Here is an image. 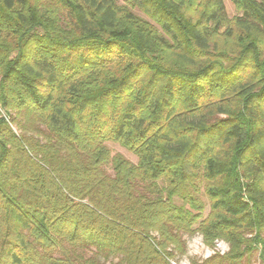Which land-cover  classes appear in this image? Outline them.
Here are the masks:
<instances>
[{"label":"trees","instance_id":"1","mask_svg":"<svg viewBox=\"0 0 264 264\" xmlns=\"http://www.w3.org/2000/svg\"><path fill=\"white\" fill-rule=\"evenodd\" d=\"M237 3L0 0V264H172L197 232L229 250L189 264H264V0Z\"/></svg>","mask_w":264,"mask_h":264},{"label":"rangeland","instance_id":"2","mask_svg":"<svg viewBox=\"0 0 264 264\" xmlns=\"http://www.w3.org/2000/svg\"><path fill=\"white\" fill-rule=\"evenodd\" d=\"M225 6V13L228 22H233V18L236 15H241V10L237 0H223ZM188 8L187 14L193 17H197L199 10H202L204 0H187ZM133 12L138 15L143 20L154 24L153 21L139 10L137 7L133 9ZM156 28L158 29V25L155 24ZM239 33L237 27H235L234 32L229 35H216L214 37L213 44L216 47V51L219 50H229L231 46L234 45L236 41V35ZM14 131L19 132L15 125H11ZM29 135H32L30 133ZM107 145L110 147L112 153H121L126 159L130 160L133 163L137 162V157L127 151L125 148L121 147L117 143L108 142ZM201 200L205 204V210L203 212V216L205 217L209 212V201L205 194H200ZM186 240V253L183 256H179L175 259V261H171L172 264H189L190 258H196L203 260L207 257H210L214 253H225L229 250V244L223 239H216L214 241V247H210L208 244L205 243L202 235L200 233H195L191 236H185ZM251 264H263L260 259L258 258V253L254 252L251 257Z\"/></svg>","mask_w":264,"mask_h":264}]
</instances>
